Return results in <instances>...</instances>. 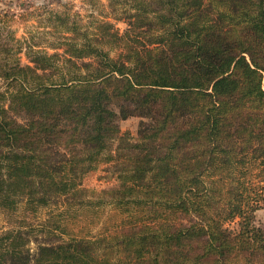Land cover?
<instances>
[{"label": "trees", "instance_id": "16d2710c", "mask_svg": "<svg viewBox=\"0 0 264 264\" xmlns=\"http://www.w3.org/2000/svg\"><path fill=\"white\" fill-rule=\"evenodd\" d=\"M110 7L123 31L101 21L64 46L56 30L52 54L0 63V208H83L84 177L110 164L94 204L116 219L31 259L0 243V264H264V0Z\"/></svg>", "mask_w": 264, "mask_h": 264}, {"label": "rangeland", "instance_id": "374dc122", "mask_svg": "<svg viewBox=\"0 0 264 264\" xmlns=\"http://www.w3.org/2000/svg\"><path fill=\"white\" fill-rule=\"evenodd\" d=\"M55 15H65L64 27ZM101 21L113 24L119 31L125 29L123 22L114 20L110 0H0V63L10 65L18 61L21 65H31L28 45L33 46V52L52 54L53 46L59 43L56 30H61L60 37L68 39L60 41L61 45L78 46L83 33L89 39L94 38L92 31ZM3 90L0 79V92ZM140 121L137 117L118 121L120 134L127 133L130 140H135ZM115 174L112 165L100 164L84 177L82 188L86 195L93 194L89 197L91 204L83 208L74 206L66 213L58 204L42 207L35 213L24 209L22 204L13 211L0 208V243H4L6 250L19 249L31 259L40 245H56L70 237H93L109 229L116 219L114 213L107 204L95 206L94 192L115 188ZM254 221L256 226L264 228V207L255 213Z\"/></svg>", "mask_w": 264, "mask_h": 264}]
</instances>
